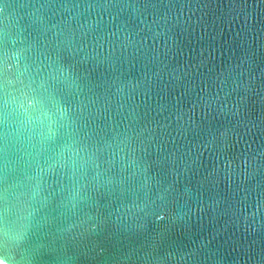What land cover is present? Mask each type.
I'll use <instances>...</instances> for the list:
<instances>
[{"label": "water", "instance_id": "water-1", "mask_svg": "<svg viewBox=\"0 0 264 264\" xmlns=\"http://www.w3.org/2000/svg\"><path fill=\"white\" fill-rule=\"evenodd\" d=\"M0 264H264V0H0Z\"/></svg>", "mask_w": 264, "mask_h": 264}]
</instances>
